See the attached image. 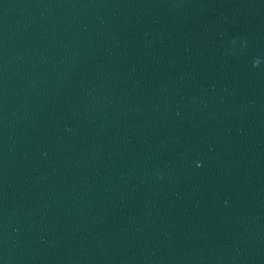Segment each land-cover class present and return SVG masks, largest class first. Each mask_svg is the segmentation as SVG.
<instances>
[{
	"label": "water",
	"instance_id": "water-1",
	"mask_svg": "<svg viewBox=\"0 0 264 264\" xmlns=\"http://www.w3.org/2000/svg\"><path fill=\"white\" fill-rule=\"evenodd\" d=\"M0 264H264V0H0Z\"/></svg>",
	"mask_w": 264,
	"mask_h": 264
}]
</instances>
